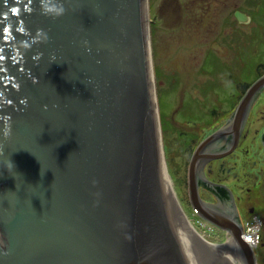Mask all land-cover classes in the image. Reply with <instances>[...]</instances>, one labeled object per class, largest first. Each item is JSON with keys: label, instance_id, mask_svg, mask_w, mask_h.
<instances>
[{"label": "water", "instance_id": "1", "mask_svg": "<svg viewBox=\"0 0 264 264\" xmlns=\"http://www.w3.org/2000/svg\"><path fill=\"white\" fill-rule=\"evenodd\" d=\"M70 2L52 19L0 0V264H219L168 183L149 0ZM22 28L50 40L24 49ZM263 89L264 74L223 128L235 142ZM219 135L189 169L193 208L218 226L195 170Z\"/></svg>", "mask_w": 264, "mask_h": 264}, {"label": "rangeland", "instance_id": "2", "mask_svg": "<svg viewBox=\"0 0 264 264\" xmlns=\"http://www.w3.org/2000/svg\"><path fill=\"white\" fill-rule=\"evenodd\" d=\"M209 1L149 0V5L166 165L199 231L224 243L226 235L189 203L188 167L198 137L214 130L264 74V0H225L220 13ZM236 8L250 23L238 20ZM215 44L223 47L221 54Z\"/></svg>", "mask_w": 264, "mask_h": 264}, {"label": "flooded vegetation", "instance_id": "3", "mask_svg": "<svg viewBox=\"0 0 264 264\" xmlns=\"http://www.w3.org/2000/svg\"><path fill=\"white\" fill-rule=\"evenodd\" d=\"M209 2V7L215 3L214 7L217 8L218 13L224 10V2L227 3L225 0H210ZM247 89L242 92L241 97ZM263 96L264 89L255 99L248 117L240 128L238 141L235 142V128L226 133L222 132L223 128L229 125L236 107L226 117L220 118L217 125L213 126L214 130L203 137L202 135L198 137L199 143L196 148L210 135L220 132L218 138L204 146L203 154L208 157L202 158L195 170L203 210L220 226L203 220L219 228L220 235L224 233L228 240L232 239L226 251L232 254V258L220 254V264H264V231L262 233L264 229ZM259 109L260 116L253 117V113H257ZM196 148L189 161L188 180L190 163ZM214 155L220 157H214ZM189 203L192 206L190 194ZM253 221L259 222L261 241L257 247L250 245L251 247L245 248L238 242L237 236L243 237L246 223Z\"/></svg>", "mask_w": 264, "mask_h": 264}, {"label": "clouds", "instance_id": "4", "mask_svg": "<svg viewBox=\"0 0 264 264\" xmlns=\"http://www.w3.org/2000/svg\"><path fill=\"white\" fill-rule=\"evenodd\" d=\"M74 5L75 4L71 3L70 0H39L40 12L52 19H57L63 16L69 8H74ZM21 31H25L26 33L25 39L20 41V44L24 49H30L33 45L47 43L50 40L49 32L45 28H37L35 33H32L31 30H25L23 28ZM37 58H39V56ZM55 59L56 55L53 53L51 55V60ZM0 134L5 137L10 136L11 128L7 127L3 129ZM8 165L10 167L14 166L13 161H8ZM93 183H97V181H94ZM97 195H99V193H97ZM96 203H99V200H97Z\"/></svg>", "mask_w": 264, "mask_h": 264}, {"label": "bare ground", "instance_id": "5", "mask_svg": "<svg viewBox=\"0 0 264 264\" xmlns=\"http://www.w3.org/2000/svg\"><path fill=\"white\" fill-rule=\"evenodd\" d=\"M166 168H167V165H166ZM167 178H168V183L195 235V237H197L198 239H200L201 241H203L204 243H206L208 246H210L213 254L215 255L216 259L218 262H220V254L223 255H227L228 257H231L232 258V254L231 253H226V251L228 250L227 249V246L229 244L232 243V239L230 238L226 243H220V242H214V241H209L207 240V238L205 237V234L202 233L201 231H199V229L197 228V222L196 220L192 219L190 217V215L186 212V210L184 209L179 197H178V194L176 192V189H175V186H174V182H173V179H172V176L170 174V172L168 171V168H167ZM221 251V252H220Z\"/></svg>", "mask_w": 264, "mask_h": 264}, {"label": "built area", "instance_id": "6", "mask_svg": "<svg viewBox=\"0 0 264 264\" xmlns=\"http://www.w3.org/2000/svg\"><path fill=\"white\" fill-rule=\"evenodd\" d=\"M242 236L252 247H257L261 241L259 222H247Z\"/></svg>", "mask_w": 264, "mask_h": 264}]
</instances>
